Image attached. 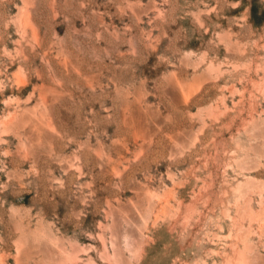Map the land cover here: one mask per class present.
<instances>
[{"label": "rangeland", "instance_id": "obj_1", "mask_svg": "<svg viewBox=\"0 0 264 264\" xmlns=\"http://www.w3.org/2000/svg\"><path fill=\"white\" fill-rule=\"evenodd\" d=\"M0 264H264V0H0Z\"/></svg>", "mask_w": 264, "mask_h": 264}]
</instances>
